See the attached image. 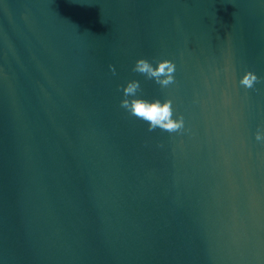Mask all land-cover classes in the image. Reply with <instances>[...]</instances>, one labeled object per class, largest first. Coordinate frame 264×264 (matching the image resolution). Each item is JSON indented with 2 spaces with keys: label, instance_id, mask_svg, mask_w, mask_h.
<instances>
[{
  "label": "water",
  "instance_id": "95a60500",
  "mask_svg": "<svg viewBox=\"0 0 264 264\" xmlns=\"http://www.w3.org/2000/svg\"><path fill=\"white\" fill-rule=\"evenodd\" d=\"M258 133L264 0H0V264H264Z\"/></svg>",
  "mask_w": 264,
  "mask_h": 264
},
{
  "label": "clouds",
  "instance_id": "9594fccd",
  "mask_svg": "<svg viewBox=\"0 0 264 264\" xmlns=\"http://www.w3.org/2000/svg\"><path fill=\"white\" fill-rule=\"evenodd\" d=\"M175 68L170 62L160 63L157 68H153L146 60H139L134 68V71L147 74L149 78H155L156 82L162 86H167L173 81L172 73ZM164 76L166 79H161ZM256 77L249 73L242 81L241 84L251 88L256 82ZM139 89L138 82H131L124 89L125 96H135ZM123 108L128 110L130 114L141 118L150 124V130H154L157 127L167 131H177L183 127L182 118L179 121L174 120L172 103L168 101L161 103L159 100L155 102H148L142 99H133L129 101L125 99L122 101ZM257 140H264V135L258 133Z\"/></svg>",
  "mask_w": 264,
  "mask_h": 264
}]
</instances>
